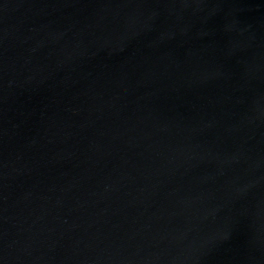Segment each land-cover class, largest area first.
<instances>
[{
    "label": "water",
    "instance_id": "water-1",
    "mask_svg": "<svg viewBox=\"0 0 264 264\" xmlns=\"http://www.w3.org/2000/svg\"><path fill=\"white\" fill-rule=\"evenodd\" d=\"M0 264H264V0H0Z\"/></svg>",
    "mask_w": 264,
    "mask_h": 264
}]
</instances>
